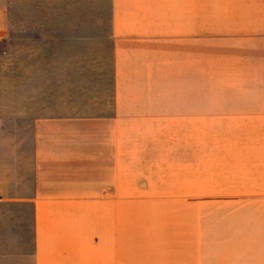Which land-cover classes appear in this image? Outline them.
Returning <instances> with one entry per match:
<instances>
[{
    "label": "crops",
    "instance_id": "crops-1",
    "mask_svg": "<svg viewBox=\"0 0 264 264\" xmlns=\"http://www.w3.org/2000/svg\"><path fill=\"white\" fill-rule=\"evenodd\" d=\"M0 39V264H117L166 139L172 264H264V0H0Z\"/></svg>",
    "mask_w": 264,
    "mask_h": 264
},
{
    "label": "rangeland",
    "instance_id": "rangeland-1",
    "mask_svg": "<svg viewBox=\"0 0 264 264\" xmlns=\"http://www.w3.org/2000/svg\"><path fill=\"white\" fill-rule=\"evenodd\" d=\"M19 46L28 45H15L16 50ZM0 48L11 51L14 45ZM100 51L108 55L109 45H100ZM168 131H171V125H166ZM165 148L164 164H157L151 157L145 163L147 157L141 154L142 150L134 149L132 171L127 173L130 178H118L117 264L173 263L171 139H166ZM123 166L128 167V161Z\"/></svg>",
    "mask_w": 264,
    "mask_h": 264
},
{
    "label": "built area",
    "instance_id": "built-area-1",
    "mask_svg": "<svg viewBox=\"0 0 264 264\" xmlns=\"http://www.w3.org/2000/svg\"><path fill=\"white\" fill-rule=\"evenodd\" d=\"M2 45V40L0 39V46Z\"/></svg>",
    "mask_w": 264,
    "mask_h": 264
}]
</instances>
